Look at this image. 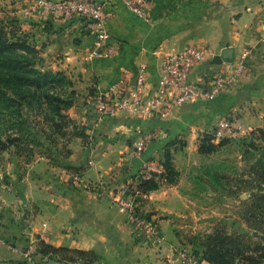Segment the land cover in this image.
<instances>
[{
	"label": "crops",
	"instance_id": "0c3cea01",
	"mask_svg": "<svg viewBox=\"0 0 264 264\" xmlns=\"http://www.w3.org/2000/svg\"><path fill=\"white\" fill-rule=\"evenodd\" d=\"M95 1L105 4L106 32L119 44L110 58L91 55L96 40L85 19L27 14L28 0H0L9 10L5 20H15L40 50L46 68L64 71L74 82L77 99L68 114L86 133L70 139L71 153L58 168L41 157L24 171L14 152L0 151V238L11 243L0 244V264H26L27 234L43 228V222L46 237L40 244L70 251L44 253L41 264H178L180 243L167 240L162 227L171 219L159 218L177 214L184 181L159 187L144 202L143 209L158 218L157 241L121 209L117 189L134 181L144 159L160 160L170 143L194 146L211 134L219 118L241 124L238 134L264 126V0H148L147 18L120 0ZM188 46L209 53L191 73L194 84L206 85L248 50L243 79L213 99L191 100L169 114L140 110L99 116L98 97L121 78L134 86L142 65L147 67L146 95L166 97L160 81L163 58ZM153 132L158 137L137 157L132 142ZM199 264L213 263L201 259Z\"/></svg>",
	"mask_w": 264,
	"mask_h": 264
},
{
	"label": "rangeland",
	"instance_id": "374dc122",
	"mask_svg": "<svg viewBox=\"0 0 264 264\" xmlns=\"http://www.w3.org/2000/svg\"><path fill=\"white\" fill-rule=\"evenodd\" d=\"M8 11L0 3L1 20L6 19ZM40 67L46 68L42 62ZM25 114L30 121V129L24 127V132L11 128L5 119L0 120V141L8 146L6 150L14 152L22 160L24 171L27 164L41 157L53 160L50 163L55 168L62 166L65 161L58 159L57 154H64L70 138L56 136L55 142L50 143L43 132L50 133V126L43 119L44 113L25 111ZM34 120L40 123V127L31 123ZM257 129L224 138V143L220 140L210 153L199 151L203 137L191 147L183 140L181 144L170 146L177 175L173 181L160 187L169 188L178 185L181 180L184 183L179 187L181 196L176 197L178 208L174 210L177 214L168 213L159 218L171 219V223L165 221L162 226L167 240L178 241L179 248H186L197 255L204 254L208 240L218 233L237 237L244 235L240 239L242 250L264 245V136ZM212 132L213 129L210 130L211 135ZM16 133L23 140L19 147L8 143V138ZM149 134L153 135V139L158 137L155 132ZM140 173L132 183L122 187L131 188L134 182L139 181ZM121 188L116 191L118 197ZM146 200L138 206V210L153 218L158 226V218L143 209ZM261 260L263 264L264 258Z\"/></svg>",
	"mask_w": 264,
	"mask_h": 264
},
{
	"label": "built area",
	"instance_id": "2783aa9c",
	"mask_svg": "<svg viewBox=\"0 0 264 264\" xmlns=\"http://www.w3.org/2000/svg\"><path fill=\"white\" fill-rule=\"evenodd\" d=\"M130 11L147 18L148 0H120ZM27 14L35 12L48 14L56 13L66 18L74 16L83 18L88 28L95 34V48L91 55L103 58H110L119 51V44L111 39L106 32L104 25L105 4L95 0H28L25 9ZM208 51L197 46H188L180 52L168 53L164 56L160 81L161 93L167 92L166 97L158 93L146 95L145 90L148 83L147 67L142 65L139 69L136 83L128 86L125 78L111 86L110 90L97 99V112L101 118L114 117L124 111L155 112L169 114L174 108L185 103L203 99L209 100L217 97L224 90L234 87L246 73V57L249 51H244L236 61H231L222 68L206 85L201 86L191 81V73L194 67L202 62ZM243 130L241 124L222 117L219 118L212 132L213 140L220 141L224 138L234 137ZM149 133L141 134L132 142L134 154L142 157L153 140ZM154 177L160 185L168 183L167 173L162 163L153 159H144L140 178ZM139 181L134 182L131 188L122 187L117 198L121 209L125 211L132 221L137 222L146 235L154 241L159 239V228L153 218L146 217L138 210V206L150 198L155 190L144 192L138 187ZM47 226L42 223L39 230L33 229L28 232L26 238V250L23 253V260L26 264H41L46 255L39 249L41 240L45 239L43 230ZM0 244L10 245L0 238ZM178 264H199L200 260L193 251L186 248L176 249Z\"/></svg>",
	"mask_w": 264,
	"mask_h": 264
},
{
	"label": "trees",
	"instance_id": "16d2710c",
	"mask_svg": "<svg viewBox=\"0 0 264 264\" xmlns=\"http://www.w3.org/2000/svg\"><path fill=\"white\" fill-rule=\"evenodd\" d=\"M14 21L0 19V120L5 119L11 128L15 127L18 132H24L26 128L30 129V121L25 111L44 113L43 119L50 126V133L44 130L43 132L50 143L55 142L56 136L70 139L85 137L83 127L68 114V110L77 99L76 91L73 89L74 82L64 71L40 67L43 61L40 50L21 32ZM31 123L40 127L38 121L34 120ZM257 131L264 136V128H258ZM14 135L8 138V143L19 147L23 140L17 136L18 133ZM37 140L40 143L38 138ZM224 141L225 139L220 143ZM172 145L170 143L166 146L160 159L163 161L168 182L173 181L177 175L172 164L170 151ZM7 147L0 141V151L6 150ZM214 148L213 135L207 134L199 151L210 153ZM70 153L67 147L64 154L58 152V159L67 158ZM138 187L147 192L157 189L159 183L154 177L141 176ZM242 237L218 233L208 240L204 254L194 253L199 260L207 259L213 264H261V258H264V245L255 246L253 250L251 248L242 250L240 248ZM39 249L42 254L70 251L67 248L53 247L48 243H41ZM79 253L85 254L84 251Z\"/></svg>",
	"mask_w": 264,
	"mask_h": 264
},
{
	"label": "water",
	"instance_id": "95a60500",
	"mask_svg": "<svg viewBox=\"0 0 264 264\" xmlns=\"http://www.w3.org/2000/svg\"><path fill=\"white\" fill-rule=\"evenodd\" d=\"M215 62H217V63H221V62H222V58H217V59L215 60Z\"/></svg>",
	"mask_w": 264,
	"mask_h": 264
}]
</instances>
